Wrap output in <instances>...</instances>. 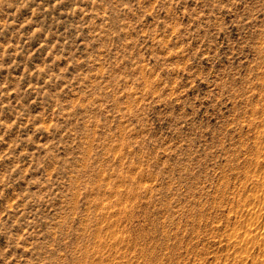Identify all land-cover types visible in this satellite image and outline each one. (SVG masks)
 <instances>
[{"label":"rangeland","instance_id":"rangeland-1","mask_svg":"<svg viewBox=\"0 0 264 264\" xmlns=\"http://www.w3.org/2000/svg\"><path fill=\"white\" fill-rule=\"evenodd\" d=\"M0 264H264V0H0Z\"/></svg>","mask_w":264,"mask_h":264}]
</instances>
